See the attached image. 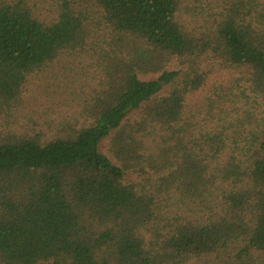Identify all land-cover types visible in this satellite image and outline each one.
Instances as JSON below:
<instances>
[{
  "label": "trees",
  "instance_id": "trees-1",
  "mask_svg": "<svg viewBox=\"0 0 264 264\" xmlns=\"http://www.w3.org/2000/svg\"><path fill=\"white\" fill-rule=\"evenodd\" d=\"M52 1L0 0V264H264V0Z\"/></svg>",
  "mask_w": 264,
  "mask_h": 264
},
{
  "label": "rangeland",
  "instance_id": "rangeland-1",
  "mask_svg": "<svg viewBox=\"0 0 264 264\" xmlns=\"http://www.w3.org/2000/svg\"><path fill=\"white\" fill-rule=\"evenodd\" d=\"M31 4L35 5L37 13L41 18L50 20L55 16V3L52 0H31ZM156 77L157 75L155 74H149L142 75L141 79L149 80ZM230 77L231 75L229 73L210 75V78L207 80L205 86L201 90L194 93L192 97L190 96V105L194 106L199 104V102H203L204 98L211 96L212 88L217 82L221 80L228 82ZM41 78L42 80H34V82L28 86L27 91L24 93L26 106L24 108V114L20 115L21 120L32 118L40 122L44 120H52L56 116L58 117V114L62 108L61 96L58 94V91H56L53 83L46 81V77L41 76ZM43 85H46V88L49 87L50 89L46 91V88H44ZM41 89H45V91H42ZM168 89V86L165 87L161 93H167ZM99 148L103 154L112 159V156L108 150L109 137H106L102 140ZM112 161H114V159H112Z\"/></svg>",
  "mask_w": 264,
  "mask_h": 264
}]
</instances>
